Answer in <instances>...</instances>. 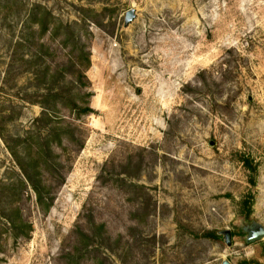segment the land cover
<instances>
[{"label": "rangeland", "instance_id": "1", "mask_svg": "<svg viewBox=\"0 0 264 264\" xmlns=\"http://www.w3.org/2000/svg\"><path fill=\"white\" fill-rule=\"evenodd\" d=\"M47 67L94 109L58 105L50 152ZM253 222L264 0H0V264H264Z\"/></svg>", "mask_w": 264, "mask_h": 264}, {"label": "trees", "instance_id": "2", "mask_svg": "<svg viewBox=\"0 0 264 264\" xmlns=\"http://www.w3.org/2000/svg\"><path fill=\"white\" fill-rule=\"evenodd\" d=\"M71 24H68V27H70ZM23 41V39H22ZM22 41L19 43L22 44ZM86 67L90 64V57L87 55L86 57ZM45 80H49L51 82V86L46 89L45 92H43L42 100L40 101L43 106V111L40 117L35 119L36 123L43 122L46 123V131L43 133V145L46 146V150L50 152L51 150V144L52 142L57 139L58 142L61 144L64 137H70V141H74V129H70V127H63L56 117V110L58 108V105H61L63 107H68L71 111L75 113L77 117H81L84 115H89L90 113L94 112V109L90 106L89 99L93 95L92 91L87 92H72L69 90H64L56 86V83L58 82L57 74L50 73V67H47L44 71L41 72ZM88 80L87 75L85 71H79L77 78H72L73 84L75 86H79L82 88L83 86H86L85 81ZM85 103V104H84ZM70 133L72 136H69ZM42 150V148H41ZM40 150V151H41ZM41 151V152H44ZM14 155H16V152H12ZM19 166L23 172V175L25 178L32 184L39 203H43L45 197L43 192L39 189L37 184L33 182V176L28 171V169L23 165L21 161H19ZM248 163V162H247ZM249 164V163H248ZM18 212V211H17ZM251 212L250 208L248 210V213Z\"/></svg>", "mask_w": 264, "mask_h": 264}, {"label": "water", "instance_id": "3", "mask_svg": "<svg viewBox=\"0 0 264 264\" xmlns=\"http://www.w3.org/2000/svg\"><path fill=\"white\" fill-rule=\"evenodd\" d=\"M135 17H136L135 9L132 8L128 10L126 13V17H125V24H129L130 22H132L135 19ZM223 234H224L226 243L228 245H231L232 244L231 231L227 229L223 232ZM263 238H264V226L259 223L253 222V224L248 229V235L246 238L247 242L253 243ZM222 264H234V263L230 261L229 259H224L222 261Z\"/></svg>", "mask_w": 264, "mask_h": 264}]
</instances>
